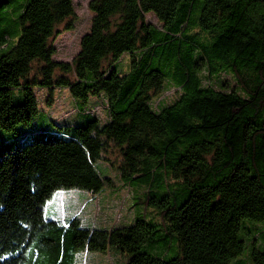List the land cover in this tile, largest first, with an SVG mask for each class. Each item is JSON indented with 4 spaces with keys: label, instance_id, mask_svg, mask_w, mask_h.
I'll list each match as a JSON object with an SVG mask.
<instances>
[{
    "label": "trees",
    "instance_id": "1",
    "mask_svg": "<svg viewBox=\"0 0 264 264\" xmlns=\"http://www.w3.org/2000/svg\"><path fill=\"white\" fill-rule=\"evenodd\" d=\"M88 9L89 29L63 62L54 41L74 28L73 0H0V130L10 134L0 142V264H79L90 253L122 254L124 264H264V0H90ZM222 74L233 87L211 85ZM165 85L178 95L154 110ZM36 89L67 90L83 107L73 121L18 133L39 114ZM74 189L92 200L127 189L131 222L46 219L53 195Z\"/></svg>",
    "mask_w": 264,
    "mask_h": 264
},
{
    "label": "rangeland",
    "instance_id": "2",
    "mask_svg": "<svg viewBox=\"0 0 264 264\" xmlns=\"http://www.w3.org/2000/svg\"><path fill=\"white\" fill-rule=\"evenodd\" d=\"M90 0H73L75 23L74 28L70 31L60 33L54 41L55 54L54 60L70 62L79 50V41L90 26L92 14L89 12L88 4ZM145 20L153 25L158 26L156 18L152 14H146ZM130 58L128 55H123L120 64L117 66L119 73H126L129 69ZM127 64V65H126ZM126 68L124 69V66ZM212 80V79H211ZM204 85L207 81L203 80ZM221 83V84H220ZM214 88H230L234 86V80L229 74H222L217 79L211 81ZM165 85L164 91L156 96L151 101V107L155 110L161 105L172 103L177 97L176 89ZM35 95L38 103L39 114L28 125H18L17 131L31 132L38 128H42L46 124V119L56 122H65L75 120L77 109H81L82 104H77L73 100L67 90L56 89L50 93L44 89H36ZM51 97V100H49ZM50 101V102H49ZM98 102V99L91 98L89 103L84 107L85 113L92 108L91 106ZM76 105L77 106L76 108ZM76 110V111H74ZM103 109H92L101 122L106 120V114ZM10 134L0 130V142L3 139L9 138ZM29 137V136H28ZM97 170L102 176H108L115 181L117 180L116 173L108 168L104 163L96 165ZM116 184V183H115ZM117 186V184H116ZM65 193V194H64ZM68 193V194H66ZM116 194V193H115ZM132 194L127 189L117 191L115 196L106 192L99 200H92L89 194L83 190L58 191L53 195L44 206V217L46 219L54 218L55 214L58 218L77 216L87 226L95 225L98 228H110L112 226H127L133 218L134 209L131 207ZM56 205V207H55ZM120 254V253H119ZM97 255V256H92ZM97 253L80 254L79 264H124L125 256L122 254H109L99 256Z\"/></svg>",
    "mask_w": 264,
    "mask_h": 264
}]
</instances>
